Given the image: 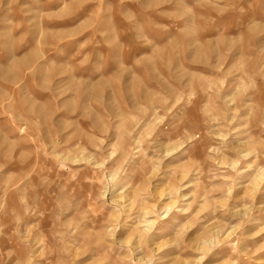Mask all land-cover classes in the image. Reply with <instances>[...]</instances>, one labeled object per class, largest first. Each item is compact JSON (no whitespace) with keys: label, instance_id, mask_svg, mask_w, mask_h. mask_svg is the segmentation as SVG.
I'll list each match as a JSON object with an SVG mask.
<instances>
[{"label":"rangeland","instance_id":"rangeland-1","mask_svg":"<svg viewBox=\"0 0 264 264\" xmlns=\"http://www.w3.org/2000/svg\"><path fill=\"white\" fill-rule=\"evenodd\" d=\"M0 264H264V0H0Z\"/></svg>","mask_w":264,"mask_h":264}]
</instances>
